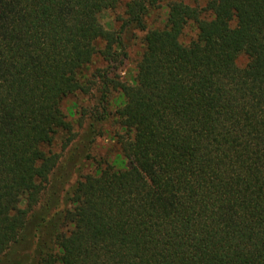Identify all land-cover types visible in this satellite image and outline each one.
Segmentation results:
<instances>
[{"label": "trees", "instance_id": "trees-1", "mask_svg": "<svg viewBox=\"0 0 264 264\" xmlns=\"http://www.w3.org/2000/svg\"><path fill=\"white\" fill-rule=\"evenodd\" d=\"M164 1V24L150 25ZM117 4L0 0V257L264 264V0H129L125 24L145 31L133 82L92 74L102 101L122 93L125 165L52 185L55 139L72 140L64 98L93 88L97 57L117 62L121 30L100 19Z\"/></svg>", "mask_w": 264, "mask_h": 264}, {"label": "rangeland", "instance_id": "rangeland-1", "mask_svg": "<svg viewBox=\"0 0 264 264\" xmlns=\"http://www.w3.org/2000/svg\"><path fill=\"white\" fill-rule=\"evenodd\" d=\"M128 1L118 0L115 8L105 9L100 14V19L107 28L121 30L122 45L117 49V62L110 66V63L103 58L97 57L86 69L88 75L86 77L92 81L93 88L89 92L80 90L70 94L62 102V108L72 123V134L69 133L72 140L65 148L63 145L65 140L67 141L66 134L60 133L55 139L53 148L61 153V159L58 168L51 176L52 185L59 179H65V183L81 179L89 173H94L98 166L104 165V161L114 162L118 167L125 165L118 141L122 128L116 116V110L123 101L122 93L118 89H112L107 95V100L102 101V82L100 83L98 76H92V74H98L99 70L109 67L110 78L133 82L137 63L145 46V31L125 24L127 16L125 10ZM184 1L192 5L205 6L209 0ZM166 4L167 1H164L163 5L150 17V25L164 24L167 17ZM194 34L195 30L188 28L184 39L187 40ZM247 62L246 54L238 56V65L245 66ZM99 112L103 118L94 120L93 117ZM93 137L94 141L91 142ZM0 264L12 263L6 256H1Z\"/></svg>", "mask_w": 264, "mask_h": 264}]
</instances>
